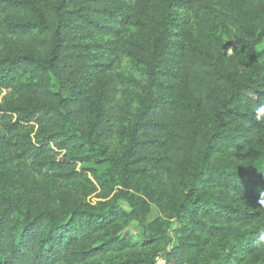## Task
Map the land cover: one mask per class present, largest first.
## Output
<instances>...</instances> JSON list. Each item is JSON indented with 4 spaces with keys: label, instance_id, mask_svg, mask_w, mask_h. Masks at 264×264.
Returning a JSON list of instances; mask_svg holds the SVG:
<instances>
[{
    "label": "trees",
    "instance_id": "1",
    "mask_svg": "<svg viewBox=\"0 0 264 264\" xmlns=\"http://www.w3.org/2000/svg\"><path fill=\"white\" fill-rule=\"evenodd\" d=\"M259 106L264 0H0V264H264Z\"/></svg>",
    "mask_w": 264,
    "mask_h": 264
},
{
    "label": "rangeland",
    "instance_id": "2",
    "mask_svg": "<svg viewBox=\"0 0 264 264\" xmlns=\"http://www.w3.org/2000/svg\"><path fill=\"white\" fill-rule=\"evenodd\" d=\"M110 74L113 75H123L124 77L127 78L126 80V84L127 86L121 89H124V91H126L125 93H130V92H135L138 88L136 86V82H134L135 79H138L140 77L139 73H137V71H132L128 68L126 63H120L119 60H115L113 61V65L109 71ZM122 94V91H121ZM126 98V96H125ZM127 99V98H126ZM121 98L119 100V102H121ZM119 147V142L118 139L115 137L111 140V142L109 143V148H108V153L110 152H117ZM116 154V153H115ZM120 205L123 207L124 210H128L127 205L125 204V202L123 201H119ZM159 212L156 209L155 206L151 205L150 206V212L149 214L146 216V220L147 223H151L153 220H155L157 217H159ZM126 232L129 233L134 241L136 243H141L142 239L146 236H149L150 234H153V232H149V230L138 224L137 222H132L129 227L126 229ZM160 257H157L154 261V264H156L157 259Z\"/></svg>",
    "mask_w": 264,
    "mask_h": 264
},
{
    "label": "clouds",
    "instance_id": "3",
    "mask_svg": "<svg viewBox=\"0 0 264 264\" xmlns=\"http://www.w3.org/2000/svg\"><path fill=\"white\" fill-rule=\"evenodd\" d=\"M229 55H231V49L228 50ZM257 120H262L264 119V106H259L256 109V117Z\"/></svg>",
    "mask_w": 264,
    "mask_h": 264
},
{
    "label": "built area",
    "instance_id": "4",
    "mask_svg": "<svg viewBox=\"0 0 264 264\" xmlns=\"http://www.w3.org/2000/svg\"><path fill=\"white\" fill-rule=\"evenodd\" d=\"M156 264H165V261L163 258H158Z\"/></svg>",
    "mask_w": 264,
    "mask_h": 264
}]
</instances>
